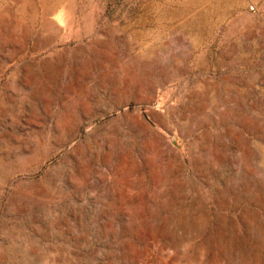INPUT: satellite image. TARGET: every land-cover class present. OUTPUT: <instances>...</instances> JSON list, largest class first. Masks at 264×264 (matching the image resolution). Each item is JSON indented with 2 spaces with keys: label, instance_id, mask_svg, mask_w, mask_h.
Instances as JSON below:
<instances>
[{
  "label": "rangeland",
  "instance_id": "374dc122",
  "mask_svg": "<svg viewBox=\"0 0 264 264\" xmlns=\"http://www.w3.org/2000/svg\"><path fill=\"white\" fill-rule=\"evenodd\" d=\"M0 264H264V0H0Z\"/></svg>",
  "mask_w": 264,
  "mask_h": 264
},
{
  "label": "bare ground",
  "instance_id": "6f19581e",
  "mask_svg": "<svg viewBox=\"0 0 264 264\" xmlns=\"http://www.w3.org/2000/svg\"><path fill=\"white\" fill-rule=\"evenodd\" d=\"M195 190V189H194ZM229 252V251H228ZM240 252V251H239Z\"/></svg>",
  "mask_w": 264,
  "mask_h": 264
}]
</instances>
